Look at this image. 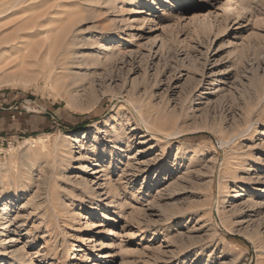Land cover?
I'll use <instances>...</instances> for the list:
<instances>
[{
	"label": "rangeland",
	"instance_id": "rangeland-1",
	"mask_svg": "<svg viewBox=\"0 0 264 264\" xmlns=\"http://www.w3.org/2000/svg\"><path fill=\"white\" fill-rule=\"evenodd\" d=\"M226 3L0 0V264H264V0Z\"/></svg>",
	"mask_w": 264,
	"mask_h": 264
},
{
	"label": "bare ground",
	"instance_id": "bare-ground-1",
	"mask_svg": "<svg viewBox=\"0 0 264 264\" xmlns=\"http://www.w3.org/2000/svg\"><path fill=\"white\" fill-rule=\"evenodd\" d=\"M248 2V0H227V3H226V7H228V8H230V9H237L238 11H241V10H243V9H245L246 8V3ZM44 48V47H43ZM64 48V47H63ZM50 51H51V48H50V50L48 51L49 53H50ZM47 52V53H48ZM63 52V51H62ZM75 52V51H74ZM78 52V51H77ZM61 54V53H60ZM76 55H78L77 53H75ZM51 55V54H50ZM58 56V55H57ZM61 58H59L57 61L59 62V63H62L63 65H67V64H73L69 59H66V57L64 56H62V54H61V56H60ZM49 58V57H48ZM75 58V57H74ZM81 58H84V57H81ZM49 60L50 61H52V59L51 58H49ZM48 60V61H49ZM81 60V59H80ZM82 61H84V60H82ZM57 71V70H56ZM55 72V71H54ZM55 74V73H54ZM54 76V75H53ZM56 77V76H55ZM139 108L141 107V106H138ZM141 109V108H140Z\"/></svg>",
	"mask_w": 264,
	"mask_h": 264
}]
</instances>
